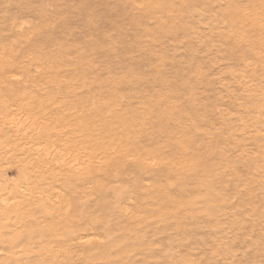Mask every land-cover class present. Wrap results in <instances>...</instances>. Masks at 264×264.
<instances>
[{
	"label": "rangeland",
	"instance_id": "1",
	"mask_svg": "<svg viewBox=\"0 0 264 264\" xmlns=\"http://www.w3.org/2000/svg\"><path fill=\"white\" fill-rule=\"evenodd\" d=\"M173 2L0 0L1 46L26 25L16 55L51 65L29 84L97 115L57 148L80 167L64 190L67 264H264V80L253 90L241 62L243 0Z\"/></svg>",
	"mask_w": 264,
	"mask_h": 264
},
{
	"label": "bare ground",
	"instance_id": "2",
	"mask_svg": "<svg viewBox=\"0 0 264 264\" xmlns=\"http://www.w3.org/2000/svg\"><path fill=\"white\" fill-rule=\"evenodd\" d=\"M126 1L131 4L130 9L132 11L136 4H146V0ZM153 1L157 4L160 3L157 10L159 13L164 8L173 6L174 3L173 0ZM237 3L240 9L241 27H239V30L241 34L238 35L234 30L236 18L225 15L228 25H224L225 34L223 37L227 39L225 40L226 43L230 44L229 37L234 35L232 32H235L237 38H239L238 42L241 40V44H245L241 57V62L244 64V73L245 75H252L255 80L250 81L252 88L253 90L256 88L259 90L260 80H264V0H243V3ZM37 8L40 9V7ZM41 12L39 14L43 15ZM11 27L9 31L7 28L5 30L8 31L9 36H13L16 32L15 35L18 36L19 40H10V43H12L6 47L0 44V264H67L68 232L65 228L67 199L64 190L68 181L72 179L71 175L80 173V167L64 160L63 156L57 152V148L60 142H63L61 146L65 145L68 135L79 132L84 123L95 120L97 115L94 114V117L88 116L91 109L87 107H79L73 110L77 104H74L72 108L68 107V104L66 107L55 104L56 102L53 100L59 98L58 95L60 94L52 92L53 89L56 90L54 86L53 89L50 88L53 94L48 93L50 89L45 90V93L42 92L44 95L40 93L46 86L44 84V88L38 89L39 83L42 82L39 80L38 75L40 74L42 77L46 75L47 80L48 72L50 73L48 68L51 65L49 64L50 67L48 65L46 67L44 66L45 63L39 62L36 69L37 65L32 67L31 64L35 63L38 60L37 58L27 59L28 61H26L22 54L17 56L16 51H14L15 48L22 45L19 42L26 40L30 35V31L24 28L26 25L23 27V25L18 26V24L12 23ZM28 28L31 29V27ZM46 30L43 29L42 31L43 38ZM35 32L32 31L33 35ZM40 37L42 38L41 35ZM50 37L49 43L51 42ZM39 42L40 40L37 41V43ZM31 43L32 45L35 44L34 41H31ZM23 44L29 45L30 41ZM229 46L233 47V45ZM22 58L26 61L25 63L21 62ZM59 63L58 65L61 64ZM61 66L63 65L61 64ZM51 72L53 71L51 70ZM15 73L24 74L25 80L20 82L19 78L15 77ZM53 75L49 74L50 77ZM67 76L70 75L67 74ZM67 76L65 77L67 78ZM35 77H38L41 82L38 83L37 80L36 83L33 82ZM68 78L67 83L64 81V84L69 85ZM31 79H34L32 80L34 84H29ZM54 79H51L52 82L49 84L54 85ZM43 81L45 82V80ZM61 82L63 81L60 80V83L55 85L63 91L64 86L62 87L63 83L61 84ZM21 88L24 89V93L20 91ZM72 88L70 91H72ZM33 89L40 90L37 91V95L41 94V96H37V98L33 95L36 98L32 100L26 98L24 100L21 95L16 96V93L20 92H22V95H32L36 91ZM67 92L63 94V98H66L65 94ZM77 97L79 98V95ZM70 106H72L71 103ZM120 122L123 125H131L126 121ZM92 135L102 137L106 134L98 129ZM79 142V140L73 139L71 148L79 150L77 146ZM111 152L112 149H109V153ZM85 168L87 172L88 165ZM77 243H79V240Z\"/></svg>",
	"mask_w": 264,
	"mask_h": 264
}]
</instances>
